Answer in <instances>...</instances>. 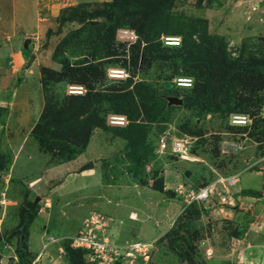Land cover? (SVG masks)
Masks as SVG:
<instances>
[{
  "label": "rangeland",
  "instance_id": "1",
  "mask_svg": "<svg viewBox=\"0 0 264 264\" xmlns=\"http://www.w3.org/2000/svg\"><path fill=\"white\" fill-rule=\"evenodd\" d=\"M10 2L30 10L14 33L2 16ZM145 2L0 0V50L27 39L35 44L24 50L22 66L0 51V254L10 256L7 264H69L65 245L85 251L81 264H94L86 249L73 246L88 220L102 221L103 234L118 248L111 264H264V239L248 231L252 224L261 230L264 213L249 208L227 217L238 207L241 178L264 170V0H174L165 23L139 35L128 13L146 16ZM173 37L184 46L166 47ZM225 59L257 63L258 72L230 76L229 92L213 95L210 106L223 112L168 104L203 88L191 65L224 68ZM183 77L194 86L179 87ZM217 79L212 83L220 86ZM71 86L84 94H73ZM82 98L90 104L85 118L98 126L87 145L76 141L70 125ZM229 107L251 124H234ZM117 115L128 118L146 149L129 145V130H114ZM54 134L60 137L48 138ZM163 139L169 147L173 139L188 140V158L162 151ZM89 162L94 169L81 172ZM233 176L239 182L232 204L221 189L208 203H185L187 191Z\"/></svg>",
  "mask_w": 264,
  "mask_h": 264
},
{
  "label": "trees",
  "instance_id": "2",
  "mask_svg": "<svg viewBox=\"0 0 264 264\" xmlns=\"http://www.w3.org/2000/svg\"><path fill=\"white\" fill-rule=\"evenodd\" d=\"M173 1L174 0H159L156 3H154L152 0H147V2H145L147 4L146 5L147 14L144 17L140 16L138 11H136L137 13L129 12L128 17L132 18V20H133L132 23H134L133 26L136 29V33H138L139 35H144L146 32L147 33H153L156 29L158 30V28L160 27L159 26L160 23H163V22L165 23V19H167L169 17V11L171 9ZM151 10L153 12H151ZM136 22H139V24H138V25H140L139 27L136 24ZM185 41H186V44L188 46H190L191 45L190 42H192L193 40H191V36H190V38H188V36H186ZM164 44H165V42H164ZM179 46H181V48H182V46H184V39L183 38H182V42L179 45H177V46L167 45L166 47L177 48ZM108 55L111 56L110 54H108ZM252 59H254V58H252ZM232 63L235 66H237V68L234 67L233 69H230V68L225 67V66L231 65ZM232 63L225 59L224 62L222 64H220L221 66H224V68H221L220 66L219 67L216 66V68H215L213 66V62L206 63L200 69L197 68L196 67L197 65H195V64L191 65V67L189 68L190 71L193 70V72H191V73L200 77L201 81H205V84H204V86H202L203 88L198 91V95L196 97L188 96V97H185L183 99L184 106L185 107H188V106L193 107L194 105H200L201 108L204 107L203 112H209V111L210 112H223L222 109H217V108L210 106V101H211V98L213 97V95H214V97H213V99H214L215 97L225 95L226 93L229 92L230 76L236 74V77H237V76H242V75L249 73V72H251V73L252 72H254V73L258 72L257 66H256V65H258L257 63L253 64L251 61H246L245 59H241L239 61L232 62ZM186 64H189V62H186ZM215 69H216L217 75H214V73H213V71H215ZM122 71H124V70H122ZM125 72H126V70H125ZM262 72L264 73V70ZM219 76L220 77L222 76L223 78H225L224 83L220 82V80L217 79ZM183 78H186V77H183ZM216 79L218 80V83L220 82V84H219L220 86L214 85L212 83V81L213 80L215 81ZM174 86L176 87L175 84H171V83L168 84L169 88H173ZM193 86H194V83H193ZM184 89H189V88H184ZM197 89L198 88L195 87L194 90L197 92ZM227 89H228V91H226ZM232 91H236V89L233 88ZM149 93H151V95L154 98H156V95L152 90H149ZM77 97H82V96H77ZM85 99H87V98H82V100L75 102L76 106H79V105L81 106L80 107L81 111L79 113L76 112V118L70 120V125L74 126V128L71 132H73L72 135L75 137L76 141L80 142L82 144L84 143V145H87L90 138H91V135L94 131V127H98V126H96V124H95V121H96L95 118H94V121H92V118H93L92 116L85 118V116H88L89 113L87 111L90 109V104L89 103L86 104L83 101ZM234 104H235V101L232 102V105H234ZM167 111H168L167 106L163 110H158V112L155 113L156 116H155L154 120L155 121H161L165 117ZM228 111L232 115L240 114L239 112H236L233 107H229ZM58 114L56 116H58ZM60 116H62V115H60ZM117 116H120V115H117ZM126 119H128V118H126ZM48 122H47V124H50ZM100 125H102L101 122H100ZM112 127L115 128L114 130L127 129L130 131V138L131 139L129 141V143H130L129 145H131V147L133 149L140 150V149H146L147 148V142H146L144 137L139 138L140 136H138V138H136V139L133 137L132 132H131V125L127 124L125 126H112ZM61 136H62V138L66 137L63 135H61ZM54 137L55 138L60 137V134H58V135L54 134L53 136H51V135L48 136V138H52V139ZM67 141L68 140H64V141H61L60 143L66 144ZM149 150L152 153V157H155L154 156V149L150 148ZM29 212L33 213L32 210H30ZM185 227L186 228H192V224L189 223V224L185 225ZM172 237L175 238L176 234L170 235L169 237L167 236V240L171 239ZM2 245H4V242L1 241L0 246H2ZM63 247H65V250H66L67 254L69 255V258H68L69 264H81L82 262L85 261V259H84L85 255H86L85 251L82 250L83 251V253H82L81 251H79L77 249L71 248L70 245H65ZM21 262H23V261H21Z\"/></svg>",
  "mask_w": 264,
  "mask_h": 264
},
{
  "label": "built area",
  "instance_id": "3",
  "mask_svg": "<svg viewBox=\"0 0 264 264\" xmlns=\"http://www.w3.org/2000/svg\"><path fill=\"white\" fill-rule=\"evenodd\" d=\"M174 39V38H171ZM171 43H178L179 40L169 41ZM35 43V42H34ZM192 85V81L189 79H181L179 81V86ZM71 92L74 93H83L82 88L71 89ZM116 124H128V121L125 118H119L114 120ZM234 124L240 125H250L251 119L248 116H236L233 120ZM162 151H172L180 155L181 159H187L191 144L188 140L184 139H173L171 146L169 147L166 139L162 140L161 143ZM238 176H233L230 178H220L216 182L201 188L198 192L196 191H187L185 203H190L194 201L210 202V199L216 195V192L221 189L223 192L222 199L224 202L227 201V204H232V194H230L231 189L237 186L239 182ZM86 230L81 232L82 236L77 238L74 242L75 247H80L81 249H86L88 251V257L91 263L94 264H111L110 258H113L112 251L118 250V248L110 243L109 238L103 234L104 233V224L102 221H98V224L95 220H88L86 223ZM110 250V251H109ZM133 253V250H132ZM131 253V254H132ZM115 255H118L117 253ZM149 257V256H148ZM34 264V263H33Z\"/></svg>",
  "mask_w": 264,
  "mask_h": 264
},
{
  "label": "crops",
  "instance_id": "4",
  "mask_svg": "<svg viewBox=\"0 0 264 264\" xmlns=\"http://www.w3.org/2000/svg\"><path fill=\"white\" fill-rule=\"evenodd\" d=\"M10 3L5 4V5H4V3L2 4V6L4 5L2 7V14H3L2 16H3L5 26H7L12 33H14V32H16V31H14L15 29L20 28V26L18 25V21L19 20L22 21L24 18V17L21 18V14L25 13L29 17L28 13L30 12V10L28 7L25 8L23 6H22V9L20 10V8L15 7L13 2L11 4ZM15 10L18 11L17 17H14ZM26 23L27 22L23 21L22 24L26 25ZM22 41H24V40H22ZM22 43L23 42L17 43V45H20V47H18L19 51H17L18 48H16L17 47L16 43L13 45V42H12V45L8 44V46L6 48H3L0 51L4 52L5 57H7L8 55L9 56L13 55V59H12L13 62H16L17 65L22 66V62H24L25 58H26L24 50H27V49H25V47L23 46ZM235 193H236V196L239 198L238 202H237L238 207H236L232 211H229L228 213H230V214H227V217H229V218L234 217V213L238 214V215H243L246 213V211H248L247 209H249V208H254L258 212H262V214H263L264 213V170L263 171L261 170L259 172H248V173H246L243 176V178H241L238 186L236 187ZM258 226H259L258 228L261 230H257L256 229L257 225L252 224L251 228H249L248 231L250 233H252V236L254 235V239H264V225L258 224ZM249 242L250 243L253 242L252 237L249 240ZM52 246L50 248H52ZM3 250H5V248ZM42 251H43V249H42ZM48 251H45L46 254H48L47 253ZM246 253L250 254V252H247V251H246ZM43 254L45 255V253H43ZM7 255H8L7 253H4L2 255L0 254V264H7L8 263L10 256L9 255L7 256ZM236 264H237V262H236Z\"/></svg>",
  "mask_w": 264,
  "mask_h": 264
},
{
  "label": "water",
  "instance_id": "5",
  "mask_svg": "<svg viewBox=\"0 0 264 264\" xmlns=\"http://www.w3.org/2000/svg\"><path fill=\"white\" fill-rule=\"evenodd\" d=\"M30 43L31 42L27 39L26 42L24 43L25 49L29 48ZM33 58L34 57L31 58L30 62H32ZM167 101H168L169 105H173V104L174 105H180V106L183 105V100H181L179 98H176V97H170V98L167 99ZM94 167H95L94 163L93 162H89L87 165H85V166H83L81 168V172L92 170V169H94ZM40 199L41 198L37 199L34 205H37L39 203Z\"/></svg>",
  "mask_w": 264,
  "mask_h": 264
},
{
  "label": "clouds",
  "instance_id": "6",
  "mask_svg": "<svg viewBox=\"0 0 264 264\" xmlns=\"http://www.w3.org/2000/svg\"><path fill=\"white\" fill-rule=\"evenodd\" d=\"M174 38V37H173ZM171 40H174V41H177V40H179L178 38H174V39H171V38H169V39H166V41H165V43L167 44V45H175V46H177V45H179L178 43H171V42H169V41H171ZM30 45L33 47V48H35V44H33V42H31L30 43ZM120 73V72H119ZM181 79H189V80H191L192 81V83H193V80L192 79H190V78H181ZM180 79V80H181ZM179 80V81H180ZM193 85V84H192ZM179 86V85H178ZM190 86L191 85H187V86H179V87H181V88H190ZM77 86H75V87H73V86H71L70 87V89L69 90H71V89H77V88H81V86L80 87H77ZM83 90H84V88H83ZM71 92V91H70ZM73 94H79V95H83L84 94V92L83 93H74V92H72ZM235 116H240L239 114H236ZM242 116V115H241ZM116 117H121V116H116ZM123 118V117H122ZM126 119V118H125ZM127 120V119H126ZM128 123H129V121H128ZM114 124H116V123H114ZM125 125H127V124H123V125H121V124H117L116 126H125ZM54 243V241H50V244H53ZM47 247V246H46Z\"/></svg>",
  "mask_w": 264,
  "mask_h": 264
},
{
  "label": "bare ground",
  "instance_id": "7",
  "mask_svg": "<svg viewBox=\"0 0 264 264\" xmlns=\"http://www.w3.org/2000/svg\"><path fill=\"white\" fill-rule=\"evenodd\" d=\"M114 125H117V124H114Z\"/></svg>",
  "mask_w": 264,
  "mask_h": 264
}]
</instances>
